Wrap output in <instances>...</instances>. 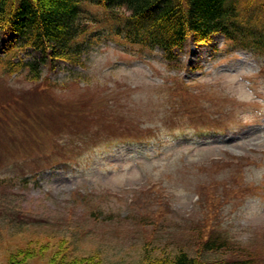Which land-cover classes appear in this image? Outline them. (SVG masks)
I'll use <instances>...</instances> for the list:
<instances>
[{
  "label": "rangeland",
  "instance_id": "obj_1",
  "mask_svg": "<svg viewBox=\"0 0 264 264\" xmlns=\"http://www.w3.org/2000/svg\"><path fill=\"white\" fill-rule=\"evenodd\" d=\"M86 6L82 65L0 64V264H264V56L216 35L169 61Z\"/></svg>",
  "mask_w": 264,
  "mask_h": 264
},
{
  "label": "trees",
  "instance_id": "obj_2",
  "mask_svg": "<svg viewBox=\"0 0 264 264\" xmlns=\"http://www.w3.org/2000/svg\"><path fill=\"white\" fill-rule=\"evenodd\" d=\"M244 2L0 0V64L5 72H26L33 80L62 63L82 65L90 48L92 21L86 4L103 7L124 23L127 30L123 32L130 41L161 49L169 61L180 60L190 43H209L216 35L264 56V0ZM218 242L220 238L208 239L204 245L207 249L222 248ZM253 259L200 260L182 249L174 256L148 258L143 264H255Z\"/></svg>",
  "mask_w": 264,
  "mask_h": 264
}]
</instances>
